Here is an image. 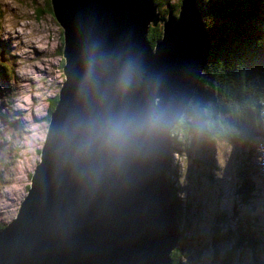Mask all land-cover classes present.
Returning <instances> with one entry per match:
<instances>
[{
    "label": "water",
    "instance_id": "obj_1",
    "mask_svg": "<svg viewBox=\"0 0 264 264\" xmlns=\"http://www.w3.org/2000/svg\"><path fill=\"white\" fill-rule=\"evenodd\" d=\"M49 3L64 80L27 194L0 229V264H171L180 235L164 176L169 131L209 48L195 0L175 17L153 0ZM152 114L158 125L143 130ZM117 120L127 134L110 141L104 129Z\"/></svg>",
    "mask_w": 264,
    "mask_h": 264
},
{
    "label": "rangeland",
    "instance_id": "obj_2",
    "mask_svg": "<svg viewBox=\"0 0 264 264\" xmlns=\"http://www.w3.org/2000/svg\"><path fill=\"white\" fill-rule=\"evenodd\" d=\"M45 1L0 0V49L4 55L0 64L9 67L6 71L1 67L0 80V225L16 216L27 194L30 176L40 162L38 150L47 131L48 104L64 80L60 64L62 29L50 10H45ZM169 2L175 4L177 0ZM172 137L175 143L166 177L182 206H186L182 221H200V242L195 246L197 256L193 262L204 263L211 255L212 229H221L226 222L232 226L233 222V146L215 141L208 153L194 145L191 138L182 139L179 133ZM252 145L250 160L262 174L257 178L259 192L253 202L260 218L255 236L264 244V138L254 139ZM242 249L233 264H251L249 249ZM261 255L264 258V251Z\"/></svg>",
    "mask_w": 264,
    "mask_h": 264
},
{
    "label": "trees",
    "instance_id": "obj_3",
    "mask_svg": "<svg viewBox=\"0 0 264 264\" xmlns=\"http://www.w3.org/2000/svg\"><path fill=\"white\" fill-rule=\"evenodd\" d=\"M180 1L174 4L169 0H153V3L159 5V14L171 11L175 17ZM195 4L209 48L191 96L169 135L179 133L182 139L191 138L194 145L208 153L214 149L215 141L233 146L235 191L230 209L233 222L232 226L226 222L221 229H212L211 255L204 263H194L195 246L200 242V221H182L186 206H182L166 177L180 235L170 252V261L171 264H233L246 247L252 255L251 264H264L261 255L264 244L255 236L260 218L253 208L259 192L257 178L262 174L250 160L253 140L264 138V0H195ZM45 10L51 12L49 0L45 1ZM161 31L160 23L148 25L146 38L151 46L161 37ZM0 51L4 59L3 50ZM62 63L63 60L61 66ZM1 67L4 71L9 68L0 64V80ZM56 98L57 94L48 104L47 121ZM171 142L168 161L174 137ZM208 208L207 205L204 211Z\"/></svg>",
    "mask_w": 264,
    "mask_h": 264
},
{
    "label": "clouds",
    "instance_id": "obj_4",
    "mask_svg": "<svg viewBox=\"0 0 264 264\" xmlns=\"http://www.w3.org/2000/svg\"><path fill=\"white\" fill-rule=\"evenodd\" d=\"M158 123L159 117L155 114H152L145 120L144 124L142 125V128L146 131H152L158 125ZM104 134L110 141L120 139L127 134V126L124 124L123 121L119 120L109 122L105 126Z\"/></svg>",
    "mask_w": 264,
    "mask_h": 264
},
{
    "label": "bare ground",
    "instance_id": "obj_5",
    "mask_svg": "<svg viewBox=\"0 0 264 264\" xmlns=\"http://www.w3.org/2000/svg\"><path fill=\"white\" fill-rule=\"evenodd\" d=\"M170 143H171V142H170ZM169 148H170V146H169ZM167 171H168V169H166V171H165V175H164V176H165V178H166V173H167Z\"/></svg>",
    "mask_w": 264,
    "mask_h": 264
}]
</instances>
